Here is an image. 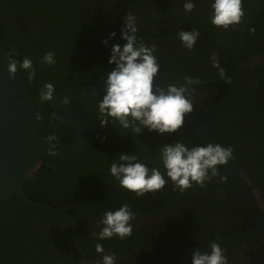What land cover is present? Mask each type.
<instances>
[{
    "label": "flooded vegetation",
    "instance_id": "1",
    "mask_svg": "<svg viewBox=\"0 0 264 264\" xmlns=\"http://www.w3.org/2000/svg\"><path fill=\"white\" fill-rule=\"evenodd\" d=\"M184 2L185 0H0V43L11 42L13 34L19 32L22 34V41L31 39L41 44L47 34L58 28L70 27L74 35L85 34V29H93L94 32H104L109 37L115 31L117 35L113 40L122 44V19L132 13L136 17L138 39L148 47L155 46L154 54L168 76L169 83L183 85L185 78L194 81L187 86L186 92L192 100L193 111L213 121L212 133L214 130L224 147L232 148L231 160L243 166L238 167L234 161L255 187L256 195L264 207V178L258 182L251 180V176H257L258 168L249 169L253 165L241 148L256 149L257 144L264 141V138L252 136L257 132L263 134L264 131L256 121L257 109L253 107L254 93H259L258 98L264 105V53L261 51L264 44L255 40L245 41V30L249 27L244 26L243 22L228 30L214 27L209 20L210 0H195L196 7L191 13L184 12ZM245 3H249V0H242L243 10ZM193 28L199 30L200 38L193 50H187L177 34L180 30ZM213 53L219 59L220 67L225 70L227 80L222 79L218 70L212 67ZM98 62L89 65L98 67ZM231 111L237 113L231 115ZM261 124L264 125V121ZM183 127L190 131L188 126ZM42 128L47 137L53 133L64 137L59 128L47 122L43 123ZM121 129L118 123L112 121L107 126L100 127L96 146L99 148L102 143L107 147L118 141ZM181 131L182 128L175 135ZM144 134L148 138H142L141 145L145 147L148 142L150 147L155 146V140L151 137L153 133L147 131ZM141 145L136 147L144 149ZM199 145L201 144L194 138L188 146ZM241 153L242 156L237 155ZM89 156L87 161L95 163L91 174L73 176L70 170H61L59 164L50 162L47 164L50 176L45 179L43 175V181L28 190L35 200L44 202L41 203L44 206L65 210L75 205L66 213L49 211L61 215L71 214V217L39 220L24 211L12 210L0 214V239L7 237L9 232L16 235L24 250L14 252L16 256L21 251L24 252V259L21 258L23 264H100L101 255L96 252L97 243L103 245L104 254H116V264H160L179 252L245 235L255 225L239 190L231 180L229 182L223 178V172L217 171V175L203 187L193 184L184 192L177 188L170 191L172 183L167 182L157 193L129 198L132 201L130 207L135 213L132 235L123 240L112 238L99 241L93 233L99 231L97 225L100 219L105 211L120 207L115 202V196H125V193L113 184L116 180L109 174L114 154L97 153ZM144 156L152 158L154 153ZM140 162L144 163L142 160ZM150 165L147 166L159 168L162 173L165 171L162 164ZM38 179L37 175L30 180ZM96 189H111L102 194L104 198L109 195V201L101 214H90L92 203L89 202L84 210L80 209L79 213L78 210L75 211L82 199ZM178 193H181L179 197ZM222 249L228 258V264H264V236L240 240ZM192 255L177 259L171 264H191ZM4 256L6 259L15 257L11 252H6Z\"/></svg>",
    "mask_w": 264,
    "mask_h": 264
},
{
    "label": "clouds",
    "instance_id": "2",
    "mask_svg": "<svg viewBox=\"0 0 264 264\" xmlns=\"http://www.w3.org/2000/svg\"><path fill=\"white\" fill-rule=\"evenodd\" d=\"M195 7V0H185L183 4L185 13H191ZM210 8V23L224 30L239 25L245 14L242 0H210ZM122 23L120 39L123 43L111 45L108 64L114 67L103 79L104 95L97 101L99 125L103 128L110 121L116 122L122 129H131L137 136L142 129L160 135L175 134L184 126L185 117L193 112L192 100L186 92L187 86L194 81L185 78L183 85L170 83L166 87L156 86L155 78L160 72V63L154 54L155 46L148 47L138 39L136 17L132 13H128ZM116 35L115 31L112 32L102 43L108 46ZM177 38L185 49L193 50L200 32L195 28L180 30ZM14 56L15 52L9 56V77L14 78L18 72H24L30 81L34 80L36 70L33 61L24 57L18 63ZM40 62L48 66L55 65L54 52H47ZM211 64L218 70L219 76L227 80L215 53L211 57ZM38 98L41 103L52 102L56 98L55 86L46 83L39 91ZM62 103L67 104L68 98L65 97ZM55 148L56 137L53 135L48 137V152L55 155ZM232 156V148L221 144L189 147L178 140L174 144H165L159 150L164 173L159 168H149L137 156L124 153L113 159L109 174L122 189L135 193L137 197L157 193L169 181L184 192L193 184L203 187L217 175L218 167L227 164ZM134 219L135 213L127 203L107 210L97 225L99 231L94 232L93 236L99 241L112 238L123 240L132 235ZM209 245L210 252L193 253L191 264H228V258L218 243L210 242ZM96 252L101 255L100 264H116V254H104L102 244L97 243Z\"/></svg>",
    "mask_w": 264,
    "mask_h": 264
},
{
    "label": "trees",
    "instance_id": "3",
    "mask_svg": "<svg viewBox=\"0 0 264 264\" xmlns=\"http://www.w3.org/2000/svg\"><path fill=\"white\" fill-rule=\"evenodd\" d=\"M244 13L246 16L242 18L241 22L244 23V26L249 27V29L245 30V37H246L245 41L249 40L251 42V40H255L257 43L264 44V0H249V3H245ZM251 29H254V31H251ZM71 31L72 30L70 29V27H66V28L62 27V29L58 28L55 32L47 34L43 39V41L41 42V44H38L36 41L33 42L31 39L24 42L21 39L22 34L19 32H15L11 37V42L5 41L4 43H0L2 48L8 53L9 56L11 53L15 52L14 59H16L18 63L21 62L24 57H28L33 61V65L36 70L35 79L30 81L27 78L26 73L20 72V74L26 84L29 96L33 102L36 111V118H37L36 136L45 137L48 139V137L44 134L42 128L43 123L47 122L51 124V126L55 128H59L60 132L64 134V137H59V135L53 133V135H55L56 137V142L58 143L72 142L75 136L74 132L70 127L62 124L57 120V118L53 113L52 102L41 103L39 101L38 98L39 91L43 88V86L46 83H52L55 86L56 94L58 93V91L64 88L75 87V86L78 87L90 86L97 83L106 73V71L112 67L108 64V60L110 58L111 45L116 43L115 40L109 41L107 47H109L110 49H107L106 46L102 43L105 39L108 38L106 33L94 32L93 29L92 31H88V29H85L86 32L85 34L83 33L79 35V33H76V35H74ZM41 47L43 48L39 50V48ZM49 51L54 52L57 61V63L53 66L41 64L40 62L41 58ZM261 51H263L264 53V48L261 49ZM102 57L103 59L105 58L104 61L103 59H101ZM92 62H98L99 66L92 67L91 65H89ZM160 76L162 80V87H166L168 84H170L169 78L168 76H166L161 66H160ZM262 86L264 89V82ZM258 94L259 93L257 94L254 93L253 107L257 109L256 110L257 115L255 116L256 121L264 128V125L261 124L264 121V105L258 98ZM99 99L100 98L90 101H84V102H74L70 104V107L72 109H75L78 112H80L83 116H85V118L90 123V126L92 128V139L90 146L81 156L73 160H69L66 162L47 161V160L44 161V163L41 165L40 169L38 170V173H35L34 175V177L38 175L39 179L36 181L28 180L27 183L25 184V192L27 193V197L32 202L37 204L44 203L35 200L33 195L29 193L28 190L30 187L36 186V183L42 182L43 175H45V179L47 176H50L49 169L47 167V164L50 162L59 164L61 170L62 168L64 171L67 169L70 170V174L73 176H86L87 173L91 174V170L93 169L95 164L93 162L90 163L87 161L89 160L90 158L89 155L91 154H97V153L114 154L113 156L114 159L120 154L127 153L137 156L139 160H142L147 165L151 164L150 166L152 165L154 166L156 164L161 165L159 158V150L165 144H174L179 140L187 145H190V142L192 143L194 138L197 140L198 143L203 144V142L201 141L198 134L194 131V129L188 126V129L190 131H187L185 130L184 127H182V131L177 135L175 134L160 135L156 132H152L153 134H151V137L154 138L156 143V145L153 147H150L148 142H146L145 147L142 146L140 143L142 138H148L147 134H144V132L148 131L147 129H142L141 133L138 136L135 133H133L131 129L128 130L121 129L120 130L121 135L119 136L118 141L108 144L107 147H105L102 143H100L98 148L96 146L98 145L96 141V137H97V132L100 129L98 111H97V101ZM237 102L239 103V101ZM235 113L237 112L234 111L230 112L231 115ZM202 117L205 119L207 125L210 128L214 125L213 121L208 120L205 116ZM213 135L215 139L218 141V143L223 146L222 141L216 135L214 130H213ZM252 136L259 139L264 138V131L263 134L257 132L256 135H252ZM134 140L138 141V143L134 142ZM138 144L144 147V149L139 150L136 147V145ZM250 144H253V142L250 141ZM145 148H148V150ZM241 148L243 151L245 150L244 155L247 156L246 157L247 160L251 162L253 165L249 167V169L258 168V170L256 171L257 176H251L250 177L251 180L255 182L260 181V179L264 178V141H262V143L260 144H257L256 149L255 147L253 149H249V148L245 149L244 147ZM149 153L150 154L154 153V157L147 158L144 156L146 154L148 155ZM237 155L242 156V153ZM236 164L238 167H243L238 162H236ZM217 171H220L221 173L223 172L220 166L218 167ZM223 176H224L223 178L226 181L231 182L226 175ZM113 184L117 188H119L123 193H125V196L124 195L115 196V202L117 203V205L121 206L122 204L127 203L129 206H131L132 201L129 200V198L134 199L136 194L130 193L127 190L122 189L118 181L113 182ZM106 190L111 191V189H96L92 193L88 194L77 205L75 211L78 210L79 213L80 209L84 210L86 208L85 207L86 203L89 202L92 203V207L89 213L93 215H100L101 211L105 208V206L109 201V195H107L106 198H104L102 195ZM169 190L170 191L176 190V188L173 184H171L169 186ZM180 195L181 193H178V197ZM6 210L19 211V212L24 211L29 216L39 220H46L48 218L61 220L64 218L71 217V214L61 215V214L51 213L46 210L29 207L25 205L16 194L12 195L6 202H4L0 206V214ZM20 245L21 242H19V239H17L16 235L13 232H9L8 236L3 238V240L0 239V264H23L21 258L25 256L24 252L21 251L17 256L16 253L14 252L15 250H24V246L22 245L21 247ZM6 252L13 253L15 257H10L6 259L4 256Z\"/></svg>",
    "mask_w": 264,
    "mask_h": 264
},
{
    "label": "water",
    "instance_id": "4",
    "mask_svg": "<svg viewBox=\"0 0 264 264\" xmlns=\"http://www.w3.org/2000/svg\"><path fill=\"white\" fill-rule=\"evenodd\" d=\"M9 55L0 45V206L12 195L16 194L27 206L55 213H66L65 210L55 209L30 201L24 187L28 180L34 177L44 161L66 162L81 156L90 146L92 128L89 121L78 111L70 107L71 103L84 102L100 98L104 95V81L110 68L102 78L90 86H75L61 89L52 101L55 117L74 132V140L70 143L56 142L55 155L48 152V139L36 136L37 118L33 102L29 96L26 84L18 72L14 78L7 71ZM155 85L162 86L160 72L155 78ZM67 97L68 103H62ZM184 125L190 126L198 134L203 144H219L211 128L196 112L185 117ZM223 173L233 182L241 193L254 220V227L247 234L218 241L225 246L240 240L264 236V207L256 195L246 174L232 160L221 165ZM210 245L203 244L197 248L179 252L160 264H171L177 259L189 256L194 252L210 251Z\"/></svg>",
    "mask_w": 264,
    "mask_h": 264
}]
</instances>
